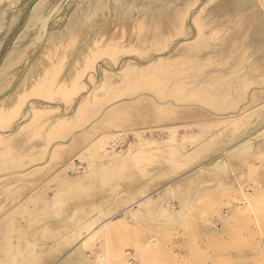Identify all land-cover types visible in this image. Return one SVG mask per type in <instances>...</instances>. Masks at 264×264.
<instances>
[{"label":"rangeland","instance_id":"obj_1","mask_svg":"<svg viewBox=\"0 0 264 264\" xmlns=\"http://www.w3.org/2000/svg\"><path fill=\"white\" fill-rule=\"evenodd\" d=\"M198 1L0 0V264H264L260 3Z\"/></svg>","mask_w":264,"mask_h":264},{"label":"bare ground","instance_id":"obj_2","mask_svg":"<svg viewBox=\"0 0 264 264\" xmlns=\"http://www.w3.org/2000/svg\"><path fill=\"white\" fill-rule=\"evenodd\" d=\"M198 0H194V3H196ZM201 1V0H200ZM211 0H208V1H206V3L205 4H203V6L201 7V9L199 10V12H198V14L193 18V21L197 24V31H198V36L200 37V36H202L203 34V28H204V26H205V22H207V21H204V23H200L199 24V20H200V18H201V15H202V13L205 11V12H207L208 10L210 11V12H214L215 10H217L218 12L220 11V10H222L223 9V11H224V9H226L225 8V5H226V7H227V4H225L224 5V3H223V0L221 1H219L218 3H216V1H215V3L213 4H211L210 6H208L211 2H210ZM245 0H228V3L232 6H234L233 7V10H242L245 6L244 5H241L242 4V2H244ZM10 2H11V0H10ZM199 2V1H198ZM79 3V2H78ZM192 3H193V0H192ZM259 5L260 6H257V7H255V6H253V7H255V8H253V10H252V13H253V15L256 17V19H257V25H258V27H257V31H259V30H261L262 28H264V0H259ZM229 6V5H228ZM229 9V8H228ZM245 9V8H244ZM10 10V9H9ZM4 11V10H3ZM2 12V11H1ZM236 12H239V11H236ZM80 13V12H79ZM208 13V12H207ZM228 13V12H227ZM186 14V13H185ZM247 14H249V12H247ZM216 15V14H215ZM239 15V14H238ZM205 16V15H204ZM214 16V15H213ZM213 16H211L212 18H213ZM221 16V15H220ZM240 16V15H239ZM241 16H243V15H241ZM181 17V16H180ZM231 17V16H230ZM236 17H238V16H236ZM252 17V16H251ZM231 18H234V17H231ZM241 18V17H240ZM239 18V19H240ZM211 18L209 17V19L208 20H210ZM204 20H206V19H204ZM237 20V19H236ZM177 21V20H176ZM162 22V21H161ZM243 22V21H242ZM241 22V23H242ZM182 23V22H181ZM218 23V22H217ZM212 24V23H211ZM210 24V25H211ZM214 24V23H213ZM243 24V23H242ZM216 25V24H215ZM214 25V26H215ZM250 25V24H249ZM162 27H163V25H162ZM242 27V26H241ZM245 27V26H244ZM84 28V27H83ZM212 28V27H211ZM210 28V29H211ZM247 28V27H246ZM249 28H250V26H249ZM156 29V31L154 32V37H156L157 36V33H158V31L160 32V27H157V28H155ZM209 29V30H210ZM238 29V28H237ZM206 31V30H205ZM237 31V30H236ZM59 32V31H58ZM97 34H99V33H96L95 34V36H94V38L93 39H91V41L89 42V43H87L86 44V46H88L89 48H91L90 46H92V45H90V43H93V42H95L96 41V36H97ZM205 34V33H204ZM234 35H235V33H234ZM99 36V35H98ZM232 37V36H231ZM234 37V36H233ZM232 39V38H231ZM197 42V41H196ZM233 43V42H232ZM90 45V46H89ZM200 46V44H194V45H191L189 48H188V52H190V54H192V53H196L194 50H196V49H198V47ZM231 46V45H230ZM88 47H86V48H88ZM210 48V47H209ZM233 49V48H232ZM249 49V48H248ZM84 50H87V49H82L81 51H80V53L79 54H77L78 56L76 57V59L77 58H80L81 56H82V54H83V52H84ZM90 50V49H89ZM212 50V49H211ZM203 53V52H202ZM198 54V53H197ZM230 54V53H229ZM86 55V54H85ZM85 55H84V57H85ZM195 55V54H194ZM200 55V54H199ZM226 55V54H225ZM197 57V56H196ZM199 57V56H198ZM82 58V57H81ZM187 67H188V65H187ZM222 69V68H221ZM228 69V68H227ZM226 69V70H227ZM242 69V68H241ZM218 70H220V68H218ZM218 70H216V71H218ZM199 71V70H198ZM206 70H204V72H205ZM213 71V70H212ZM222 71V70H221ZM225 71V70H224ZM231 71V70H230ZM73 72V71H72ZM72 72H68L67 73V75H66V77L65 78H61L60 80H61V83H63L64 84V82H66V80H68L71 76H72ZM208 72V71H207ZM228 72V71H227ZM203 72H201V74H202ZM220 73V72H219ZM223 73V72H222ZM38 77V76H37ZM39 77H40V75H39ZM32 78V77H31ZM36 78V77H35ZM31 79V82H30V84H38L39 82H40V80H41V78H37L38 79V81H36V79ZM28 83H29V80H27V82L24 80L23 82H22V85L24 86V85H28ZM29 84V85H30ZM61 87V86H60ZM7 99H3V100H1L0 101V114H2L3 112H4V110L7 108V107H9L12 103H13V101H12V103H11V101H9L10 99H8V101L9 102H7L6 101ZM100 143V142H99ZM100 146V148L102 149V147H103V143L101 142L100 144H99ZM129 184V183H128ZM133 185V184H132ZM138 186V185H137ZM136 186V187H137ZM135 188V187H134ZM137 190V189H136ZM71 191V190H70ZM136 192H138V191H136ZM140 193V192H139ZM131 196V195H130ZM88 197V196H87ZM247 200V199H246ZM140 204H142V203H140ZM37 209V208H36ZM46 209L47 208H45V206H43V207H41L40 208V211H46ZM37 212H39L38 210H37ZM97 220V219H96ZM104 222V221H103ZM31 224V223H30ZM9 225V224H8ZM104 225V224H103ZM92 226H94V225H92ZM12 226H7V231H8V233H9V230H10V228H11ZM97 227V226H96ZM2 228H1V226H0V230H1ZM16 229V228H15ZM31 229V228H30ZM33 229V228H32ZM77 229V228H76ZM75 229V230H76ZM85 229V228H84ZM91 230V229H90ZM2 231V230H1ZM4 231V230H3ZM6 231V232H7ZM93 231V230H92ZM12 232V231H11ZM3 233V232H2ZM1 233V234H2ZM5 233V232H4ZM13 233V232H12ZM17 233H19V231L17 232ZM90 233H92V232H90ZM1 234H0V236H1ZM21 234V233H20ZM78 234V233H77ZM3 235V234H2ZM76 235V234H75ZM87 235V234H86ZM4 236H6V235H4ZM3 237V236H2ZM19 237V236H18ZM7 238V237H6ZM21 238V237H20ZM69 238V237H68ZM22 239H23V237H22ZM25 239H26V237H25ZM10 240V239H9ZM18 241H20L19 239H17ZM87 240H89V239H87ZM6 242V241H5ZM2 243V242H1ZM7 243V242H6ZM19 243V242H18ZM17 243V244H18ZM9 244V243H8ZM20 244V243H19ZM7 246V244H5L4 245V247H6ZM27 247V246H26ZM1 248V247H0ZM2 249V248H1ZM9 249V248H8ZM5 250V249H4ZM3 253V252H2ZM13 254V253H12ZM53 254V253H52ZM2 255V254H1ZM123 255V254H122ZM123 257V256H122ZM3 259V258H2ZM125 259V258H124ZM123 258H122V260H124ZM40 260V259H39ZM10 261V260H9ZM4 262V261H3ZM24 262V261H23ZM20 264V263H19ZM47 264V263H46ZM57 264H93L91 261H90V259L87 257V255H86V253L84 252V246L82 245V243H80V244H78L77 246H75L70 252H68L65 256H64V258L63 259H61V261H59Z\"/></svg>","mask_w":264,"mask_h":264}]
</instances>
